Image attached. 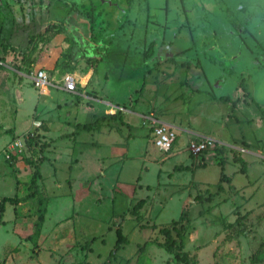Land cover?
I'll list each match as a JSON object with an SVG mask.
<instances>
[{"label": "rangeland", "instance_id": "rangeland-1", "mask_svg": "<svg viewBox=\"0 0 264 264\" xmlns=\"http://www.w3.org/2000/svg\"><path fill=\"white\" fill-rule=\"evenodd\" d=\"M34 1L9 0L10 13L5 14L9 21L0 13L4 32H18L22 24L14 18L22 12L27 20L28 11H36ZM52 2L50 15L61 19V26L34 22L29 36L21 40L28 53L20 56L3 46L0 62L7 53H14L11 67L28 75L37 69L35 63L42 59L46 46H51L58 54L49 74L57 71L60 79L70 73L85 80L71 96L52 86L44 87L50 90L43 96L38 91L44 88L35 90L28 79L10 73L0 63V79H6L0 83V198L24 197L37 165V190L47 199L35 244L29 238L35 200L20 203L16 210L9 204L3 206L0 264H175L159 245L168 239L177 242L176 232L181 234V252L195 264H250V256L264 241V0ZM69 12L90 13L88 21L83 20L85 27L95 23L93 45L76 36L77 43L82 41L83 54L100 46V39H94L97 33L106 35L112 46L119 42L115 47L125 52L109 54L108 60H102L100 52L92 58L82 59L79 53L71 58L77 47L71 40ZM242 21L248 46L223 48L228 37L236 40L232 35L238 31L236 23ZM180 24L192 30L193 36L208 34L213 63H205L202 56L198 59L195 49H189L184 56L189 64L153 59L137 72L133 41L138 44L139 25L150 33L164 30L173 47L182 49L190 43L184 31L175 39L171 36ZM256 25L260 34L255 32ZM157 49L151 44L145 60L154 53L172 52L164 44ZM197 61L200 67L191 69ZM113 108L121 110L107 112ZM134 111L216 142L236 140L232 145L243 146V140L262 150L240 154L225 145L226 151L206 152L198 158L184 153L171 156L153 146L150 125ZM34 121L40 123L35 130ZM86 124L91 130L79 129ZM26 132L32 133L28 137L32 148L27 150L25 145L16 159L4 161V148L14 139L23 141ZM208 153L212 158L204 159ZM236 159L247 162L244 172L239 171ZM221 171L229 181L219 182L218 191ZM197 197L209 200L199 202ZM116 225L126 241L109 257L115 248Z\"/></svg>", "mask_w": 264, "mask_h": 264}, {"label": "crops", "instance_id": "crops-1", "mask_svg": "<svg viewBox=\"0 0 264 264\" xmlns=\"http://www.w3.org/2000/svg\"><path fill=\"white\" fill-rule=\"evenodd\" d=\"M53 0H36V2L34 1L32 4L35 6V8H36V11H28V14L30 15L29 16V18L26 20L25 18H24V15H23V13L22 12H19V14L14 18V20L16 19H18V21H21V24H22V26H20L19 27V29H18V32H4V23L3 22H0V49H4V47L3 46H5V47H8V48H10V49H12V50H15V53H17V55L19 54L20 56H23L24 55V53L26 54V53H28L27 52V46L24 44V46L21 44V40L24 38L25 39V37L27 38V36H29L28 35V31H29V26L30 25H32L34 22H36V21H39V20H41V23H43V24H45L47 27H48V24H53V25H55V26H61V19H59L58 17H52L50 14H51V12H50V6L53 4V2H52ZM8 2H9V0H7L6 1V3H5V0H4V2L2 1V0H0V13L2 14V15H4V17L3 18H5L4 20H6L7 22L9 21V19H10V17L8 16L9 14H8V12L10 13V8H9V6L7 5L8 4ZM15 2H16V0H15ZM72 13H74V12H72ZM72 13L71 12H69V13H67V15H68V18L67 19H69L71 22H72V26H70V30H72V35L74 36V39L76 38V36H78V38L80 39V40H84V42L87 40V39H90L91 38V36H92V33H91V31L92 30H90L91 28H90V24H89V27L86 25V27H85V22L83 21V20H87V18H85V17H82L81 16V13H79V12H77V13H74V20H72V18H71V15H72ZM5 14H8V15H5ZM84 16V15H83ZM23 20H25V21H23ZM88 21V20H87ZM29 22V23H28ZM64 22H67V21H62V23L64 24ZM261 22H264V17H262V21ZM68 23V25L67 26H69V25H71V23L69 24V22H67ZM78 23V24H77ZM237 23H239V22H237ZM81 24H82V27H81ZM238 26V25H237ZM83 27H85V29L83 30ZM64 28V27H63ZM71 28H73V29H71ZM83 31H82V30ZM186 29V28H185ZM181 31H184V33L187 35V37L189 36L188 35V33H189V29L187 28V30H181ZM181 31H176V33H173L171 36L175 39L179 34H180V32ZM49 32V31H48ZM86 32L88 33V35L86 34ZM256 33H259L260 34V27H259V25H256V31H255ZM210 33H212L213 34V37H214V34H215V31L214 30H211L210 31ZM85 34H86V37H85ZM152 34H154V33H152ZM193 34V33H192ZM191 34V35H192ZM204 35H205V40H206V37L208 36V34L207 33H203ZM84 35V36H83ZM102 35V34H101ZM234 35V34H233ZM104 36V38H105V40H100V46H94L96 49H100L101 51H100V56H101V59L102 60H108V55L109 54H112V53H114V54H116V55H119V53L120 52H125L122 48L119 50V49H117V47L115 48V47H113L112 48V45H111V42L110 41H108L107 42V39H108V37L106 36V35H103ZM180 36V35H179ZM93 37V36H92ZM186 37V38H187ZM86 38V39H85ZM4 40V41H3ZM57 40V37L56 38H52V41L53 42H55ZM82 40V41H83ZM228 40V39H227ZM3 41V42H2ZM77 41H79V40H77ZM82 41H80L79 43H81ZM164 41H168L167 39H166V37H164ZM169 41H171V40H169ZM87 42V41H86ZM226 42V41H225ZM78 43V44H79ZM83 43V42H82ZM82 43H81V45H82ZM171 44H172V41L170 42ZM109 44V45H108ZM17 45H19V46H17ZM22 45V46H21ZM117 44H115L114 46H116ZM51 46H46V48L43 50V52L44 53H41L42 54V59L41 60H39V61H37L36 63H35V67L37 68L36 70H38V69H41V70H44L50 77H51V80L53 81V82H57V80L59 79L58 77H57V75H56V73H57V71L56 72H54V75H52L51 76V74H49V72L47 71V70H49V69H52L53 68V65H54V61L57 59V54L58 53H55L54 51H53V47H51V49H49ZM63 47L64 48H66V46L63 44ZM75 47H77V51H75L74 52V50H73V52L71 53V58L73 57H75V55L77 54V53H79V57L80 58H84V59H86L88 56L90 57V58H92V57H94L95 56V54L93 53V51H89V53L88 54H83V51H84V49H81V47L79 46V45H75ZM156 47V50L158 51V49H157V47L158 46H155ZM207 47H212V46H210V42H206V44H205V46L204 47H199V49H197V56L199 55V56H203V54L201 55V53L203 52V51H205V54H206V59H205V63L207 62H209L210 64H212L213 63V61H212V56L209 54V52L208 51H210V50H212L213 48H209V49H207ZM228 48L227 46H224L223 48ZM103 48V49H102ZM171 50H172V52L171 53H173V54H179V55H181V56H185V55H188L187 53H188V51H189V49L190 48H188V46H186L185 45V47H183L182 49H179V48H176V47H173V45H171L170 47H169ZM230 48V47H229ZM239 48H246V47H239ZM80 49H81V51H80ZM78 50H79V52H78ZM95 51V50H94ZM1 52V51H0ZM1 54V53H0ZM145 54V53H144ZM155 54H157V53H154V55ZM221 54L222 55H224L222 52H221ZM7 56H6V58L4 59V62L2 61V63H1V66L3 67V69H7V70H10L11 72L10 73H16V75H18L20 78L21 77H25L26 79H28L29 81H30V79H29V77H30V75L34 72V71H36V70H33L32 72H30L28 75H26V74H23L22 73V71H17V69H13V67H11L12 66V64H11V57L13 58V55H14V53H11V52H9V53H7L6 54ZM153 55V56H154ZM135 57H136V62H138V58H137V55L135 54ZM119 58H120V56H119ZM77 59H79V58H77ZM144 59H145V57H144ZM101 60V61H102ZM150 60H153V58L151 57V58H149L148 60H144V61H146V63L145 64H142V65H146ZM184 60V61H183ZM182 61L184 62V63H190V62H188V61H185V59H182ZM182 61H180L179 63H182ZM103 63H104V61H103ZM139 63V62H138ZM208 63V64H209ZM7 64H10V65H7ZM197 64V65H196ZM199 66V63H198V61L196 62V63H194V64H192V66H191V69H194L195 67H198ZM200 67V66H199ZM139 70L140 72H141V66H140V64L138 65V67H136V70ZM138 70H137V72H138ZM135 72V69L132 71V73H134ZM201 73H203V76H204V72H202L201 71ZM141 74V73H140ZM105 76H106V74H104ZM192 75V73L189 75V76H191ZM77 76V75H76ZM78 77V76H77ZM79 78V77H78ZM104 78V76L102 77V79ZM80 79V78H79ZM195 79H198V77L196 76V78ZM5 77H2L1 79H0V83L2 84L3 82H5ZM82 81L83 80H85V79H81ZM80 80V81H81ZM190 80V79H189ZM59 81V80H58ZM190 82V81H189ZM105 83H108V78H107V76L105 77V82H104V85H105ZM48 90H50V89H42L41 91H38V94H40L41 93V95H43V96H48L49 95V91ZM54 90H56V91H62V90H59V89H54ZM196 93H199L200 91H199V89H193ZM193 90H191V91H193ZM139 91V90H138ZM62 92H64V91H62ZM64 93H66V94H68V95H72V94H70V93H67V92H64ZM202 93H206V94H209V92H204V91H202ZM219 99H221V100H226V99H223V98H221V97H219ZM237 100L238 99H236L234 102H237ZM226 102V101H225ZM103 103L104 104H106V101H104L103 100ZM112 111H113V109H109V111H107V112H111L112 113ZM135 116H137V117H139L140 119H144V118H146V117H144V116H142V114H140V113H138V112H136V111H134V112H132ZM142 116V117H141ZM151 116V115H150ZM148 117V116H147ZM157 121H159V122H162V123H165V124H167L166 122H163L162 120H157ZM34 122H38L39 123V121H34ZM167 125H169V124H167ZM169 126H171V127H173L172 125H169ZM179 127H181L180 125H179ZM174 129L179 133V135H180V143H183V142H185L186 140H188V139H190V138H194V137H202V136H199L198 134H196V133H194V132H192V131H190L188 128H183V127H181V128H175L174 127ZM10 131V130H9ZM27 133V132H26ZM183 135V139L181 138V136ZM236 140H234V141H232V142H229V143H223V142H219V143H221V144H223L224 146L225 145H228V146H231L232 144H234L233 142H235ZM240 142H241V144L244 146H241V145H238V144H235V145H232L231 147H237V148H244L245 149V151H247V153H250V154H258L262 149H260L259 147H255V146H252L251 144H247V142H243V140H240ZM171 156H173V155H171ZM225 156V155H224ZM207 157H211L212 158V154H210V153H208V154H206L203 158L205 159V158H207ZM16 159V158H15ZM253 160H255V158H252V157H250V161H253ZM244 162V161H243ZM246 162V161H245ZM244 162V163H245ZM248 167V165H247V162L245 163V170H246V168ZM26 194V193H25ZM14 197V196H13ZM2 198V197H1ZM8 198H12V197H8ZM18 198V197H17ZM20 205L21 204H18V205H16V206H13V205H10V206H12V209L13 208H15L14 210H16V208L18 209L19 207H20Z\"/></svg>", "mask_w": 264, "mask_h": 264}, {"label": "built area", "instance_id": "built-area-1", "mask_svg": "<svg viewBox=\"0 0 264 264\" xmlns=\"http://www.w3.org/2000/svg\"><path fill=\"white\" fill-rule=\"evenodd\" d=\"M30 83L35 90L42 89L44 87H56L67 93H76V88L80 86V79L74 74H64L59 81L52 83L51 77L41 69L34 71L30 77ZM121 109H114L113 112L120 111ZM109 111V110H108ZM145 120L150 126V134L152 138L153 146L160 152L170 155H177L184 153L190 158H198L206 152H213L217 148L226 149L223 144L216 142L207 137H194L180 143L179 133L171 126L156 121L152 117H146ZM40 126L38 122H32L33 129H37ZM32 133H25L23 141L19 139L12 140L1 152L2 158L6 162H10L17 155L22 153L25 149V140L31 137ZM233 152L245 154L244 148L231 147ZM24 151V150H23ZM264 159V158H263Z\"/></svg>", "mask_w": 264, "mask_h": 264}, {"label": "trees", "instance_id": "trees-1", "mask_svg": "<svg viewBox=\"0 0 264 264\" xmlns=\"http://www.w3.org/2000/svg\"><path fill=\"white\" fill-rule=\"evenodd\" d=\"M81 13L84 14L85 18H87V19H89V16H91L90 13H85V12H81ZM94 25H95V23L92 22V24L90 25L91 30H93V26ZM121 36H123V35H121ZM95 38H97V40L98 39L105 40L104 36L99 34V33H97V35L94 37V39ZM116 44L120 45L119 42L116 43ZM112 47H115V46H112ZM100 51L101 50L95 48V51H93V53L97 54ZM117 115H118V113L115 114L114 116L116 117ZM114 116H112V117H114ZM79 129L85 130V131L91 130V128H90V126L88 124L80 126ZM30 138H32V137H30ZM30 138L25 140V145H26L27 150H30L32 148V145H33V143H31V140H29ZM222 149L223 148H217L215 150H221L222 151ZM224 150L226 151V149H224ZM40 158L41 157L38 155L36 163H39ZM234 162L240 164V168H239L240 172H244L245 171L244 170V163L242 161H240V159H236V160H234ZM38 178H39V176H38V166L36 165V167H34V170L32 171V173L30 175L29 181L27 183V193H26V195L24 197H22V198H17V197H12V198L2 197V198H0V215H1V212L3 210V206L5 204L16 206V205H18L20 203H24L26 201L35 200V203H36V209L34 211L35 220H34V223H33V232H32V234L29 237L31 242H33V243L35 242L36 238L39 235V231H40V228H41L42 223H43L44 214H45V207H46V203H47L46 197H44L37 190V180H38ZM222 181L228 182L229 178L227 176H225L224 173L221 171L219 179H218V182H217L218 183L217 184V190L218 191H221V186L219 185V182H222ZM208 200H209V198L203 199L202 197H197V199H196V201H199V202H203V201L207 202ZM140 205H141V201L136 203V205L133 208V213L132 214H135V212H136L135 208H138ZM183 215L184 214H181L180 218H182ZM174 224H176V222L173 221L171 223V225L174 226ZM180 226L178 227L179 231L182 230V227H180ZM119 229H120V225L119 226L116 225V227H114V233H115V237H116L115 248L113 249V252L111 254H109V257H111V256L113 257L115 255L119 245L125 243V241H126V239L121 235ZM162 230L166 231L165 228L161 229V231ZM176 234L177 235L175 237L178 239L177 242L174 241L173 239H168V235H167V233H165L164 234L165 239H168V240L165 243H163L162 245H159V247H162L164 249V251H166V253H168V254H170L172 256L175 264H195L194 260L191 257H189L186 253H182L181 252L182 249H183L181 234H178L177 232H176ZM91 241L94 242L93 238H92ZM141 248H143V247H140L139 249H141ZM249 263L250 264H264V241L261 242L259 247L250 256Z\"/></svg>", "mask_w": 264, "mask_h": 264}, {"label": "flooded vegetation", "instance_id": "flooded-vegetation-1", "mask_svg": "<svg viewBox=\"0 0 264 264\" xmlns=\"http://www.w3.org/2000/svg\"><path fill=\"white\" fill-rule=\"evenodd\" d=\"M237 26V32L234 33V35H232L234 37V40L231 38H227L228 40H226L225 42V46H227L228 48L229 47H235V46H239V47H247L248 45L246 44V38L247 37H244L243 34L245 33L246 31V27L244 26V21H242L240 24L236 23ZM178 27L175 29L176 31H181V30H187V26L185 24L183 25H177ZM186 28V29H185ZM91 30V29H90ZM164 31V30H163ZM161 32L160 34L158 33H150V32H147L145 26L142 25V27L140 28V25L138 27V36L136 37L137 40H138V44L136 43V41L134 40V49L135 50V54L137 55V58H138V62L140 64V66L142 67V64H145L146 61H144V53L145 51L147 50V48H149V46L151 44H153L154 46H159V45H165L170 47L172 44L170 43L171 41H164V37H165V32ZM72 33V31H70ZM148 33V35L146 34ZM192 34V30L189 29V33H188V37H189V45H188V48L190 49H195V52H196V57L199 59L201 56H197V49H199V47H204L205 44H206V40L204 39L205 38V35L203 33H195V35H191ZM123 35V34H122ZM135 35V34H134ZM251 35V34H250ZM136 36V35H135ZM248 36H249V33H248ZM72 37V43L75 45H79L76 40V38L74 39V36L71 35ZM148 37V41H146ZM252 38H254L252 35H251ZM86 39V38H85ZM214 39V37L212 38ZM83 40V39H82ZM93 37L91 36L90 39H87L85 42L83 43H86L87 45L91 46L93 45ZM84 41V40H83ZM88 47V46H87ZM124 48L126 49V47L124 46ZM211 47H207V49H209ZM94 50H95V47H94ZM203 54L202 58H205L206 59V54H205V51H203L201 53V55ZM167 55H169V57H166ZM153 59H157L158 61H166V60H177V61H182V59H185V61H188L189 59L188 58H185L184 55L183 56H179V54H173V53H168V52H164L160 55L155 54L154 56H152ZM204 59V60H205ZM184 61V60H183ZM182 61V62H183Z\"/></svg>", "mask_w": 264, "mask_h": 264}, {"label": "bare ground", "instance_id": "bare-ground-1", "mask_svg": "<svg viewBox=\"0 0 264 264\" xmlns=\"http://www.w3.org/2000/svg\"><path fill=\"white\" fill-rule=\"evenodd\" d=\"M81 83H82V81H81Z\"/></svg>", "mask_w": 264, "mask_h": 264}, {"label": "water", "instance_id": "water-1", "mask_svg": "<svg viewBox=\"0 0 264 264\" xmlns=\"http://www.w3.org/2000/svg\"><path fill=\"white\" fill-rule=\"evenodd\" d=\"M88 26V25H87Z\"/></svg>", "mask_w": 264, "mask_h": 264}]
</instances>
